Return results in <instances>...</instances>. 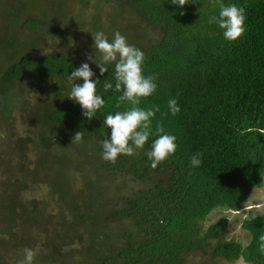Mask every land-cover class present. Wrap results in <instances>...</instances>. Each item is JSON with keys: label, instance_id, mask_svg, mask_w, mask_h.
<instances>
[{"label": "trees", "instance_id": "trees-1", "mask_svg": "<svg viewBox=\"0 0 264 264\" xmlns=\"http://www.w3.org/2000/svg\"><path fill=\"white\" fill-rule=\"evenodd\" d=\"M104 1L115 3L112 21L103 25L100 17H94L86 24L92 33L103 31L111 41L116 31H125L121 23L126 19L136 22L131 28L134 34L122 35L144 52L143 74L156 76V91L139 105L145 110L159 106L152 118L153 135L137 155H120L115 164L103 160L101 142L111 137L105 117L132 107L127 101L116 106L120 93L114 90L115 64L107 65L108 71L101 75L88 60L89 55L101 57L93 48L92 34L89 55L80 61L71 53L36 51L35 45L50 32L67 33L68 19L58 26L60 14L55 8H40L48 0H41L39 7L22 0L12 11L1 8L13 24L6 22L0 29L4 39L0 62H5L0 63V116L10 119L11 110L20 102L27 103L23 96L30 91L29 81L37 80L46 95L27 113L34 133L15 139L21 175H11V180L0 184V239L6 238L0 240V253L9 257L23 252L10 256L18 264L25 248L33 250L41 242L37 253L43 255H36L33 264H192L189 258L194 254L203 256L199 264L218 258L264 264V253L259 250L264 215L242 219L241 228L249 233L245 244L222 237L228 225L224 216L204 225L214 210H239L251 191L264 185V135L241 136L238 131L246 126L264 128V0H223L225 5L245 8L246 31L235 41L226 40L217 24L208 23L209 17L219 14L215 0H190L183 7L170 0ZM19 31H26L33 40L16 36ZM82 63H89L93 80H99L97 94L105 100L92 119L84 117L80 104L68 97V76ZM105 81L113 89L105 92ZM171 98L177 99L181 109L175 116L168 108ZM157 123L163 124L165 134L176 136L177 148L153 168L147 151L158 135ZM78 131L86 141L76 143L82 158L67 157V168L73 170L79 160L78 167L84 169L88 159L96 180H85L90 179L95 187L97 181L111 184L119 177L136 186L125 192L121 187L102 203V210L92 197L80 201L82 190H72L70 179L64 187L50 185L53 199L56 195L68 212L53 218L45 205L37 200L27 204L21 196L38 183L31 167L37 172L39 166L47 169L51 161L59 163L56 151L67 153L64 147L75 143ZM29 143L37 145L33 148L40 155L35 161L25 158ZM195 154H200L202 164L194 168L190 161ZM104 223L113 225L112 233L102 231ZM37 235L39 241H35Z\"/></svg>", "mask_w": 264, "mask_h": 264}, {"label": "rangeland", "instance_id": "rangeland-1", "mask_svg": "<svg viewBox=\"0 0 264 264\" xmlns=\"http://www.w3.org/2000/svg\"><path fill=\"white\" fill-rule=\"evenodd\" d=\"M19 1L22 0H0V29L6 26V22L10 25L13 24V21H9L10 16L7 17L6 12H3L1 8L7 6L6 11L7 10L12 11L14 7L19 5L18 4ZM30 1L32 3H35L36 7L40 6L41 0H30ZM114 4H115L114 2L106 3L104 0H48V2H46L44 5H41L40 8L45 9L46 6L55 8V13L60 14V17L58 18L60 21L57 20L58 26L59 25L62 26V23L65 22L66 19H68L67 23L64 24L67 33H62L61 30L59 33L55 31L50 32L49 34L46 35L43 41L38 42L39 45L38 44L35 45L34 49L42 53L48 51L71 53V55L77 57L78 61H80L82 58L89 55V50L91 49V45H92L91 42L88 41V37L91 36L92 34L91 31H93V28H91L90 24L88 26L86 23H90L91 18L94 17H100V23L103 25H106L109 22H111L112 21L111 15L113 14L112 11ZM134 23H136L134 22V20L126 19L124 23H121L122 25L121 30H125V31L124 32L121 31L120 33L125 34L127 36L134 34L133 32H131V30H133L131 28H133L132 26ZM24 32L26 31L23 32L19 31V35L16 34V36H21L22 39L27 38L28 42H31L33 38L29 34L27 35ZM147 34H149V32H147ZM2 39L3 37L0 38V43H2L1 42ZM131 40L132 39H130V41ZM0 47H2V45ZM26 49H30V47H27ZM0 63L5 64V62H0ZM26 82L27 79L25 83ZM29 83H30V88H29L30 91L29 93L23 96L24 99L27 100V103L23 104L20 102L16 109L11 110L10 119H8L7 117L5 118L0 116V160H5L4 163L0 162V184L11 180L12 179L11 175L13 177L21 175V171L17 165L18 162L17 153L13 147L15 143V139L19 136H25L31 134V132L34 133L32 127L29 125V120H27L28 119L27 113L29 110L33 108L34 104H37L39 102L38 101L39 97L41 99L44 98L46 95V88H43L42 89L43 91L41 92V90H39L40 85L37 80L29 81ZM81 142H86V141L82 139ZM76 143L77 141L73 143L75 147L72 144L70 147L65 146L64 149L67 151V153L65 154H63L64 151L63 153L62 151L60 152L56 151L55 161L56 162L59 161V163H55L51 161L50 164H47L48 167L47 169L44 168V166H39L37 172L34 171L35 167L32 165L33 167L31 168L34 172V178L35 181H38V183H35L34 187L30 188L28 191H26L25 195L21 196V199L24 200V202L26 201L27 204H30L29 202H33V200H37L46 206L44 209H46V211L50 213V215L53 216V218H58V216L64 213L65 215H68V212L64 211L60 207L56 195L53 199L51 195L52 192L50 185L64 187L67 185V182L70 179L73 187L72 190H78V189L82 190V192L78 194V197L80 196L79 198L80 201H86L92 197L96 202L95 206H100V204L106 201L108 202V200H110V198L113 197V194H116L121 191V187L123 188V192H125L129 188V186L130 187L136 186L134 184L130 185L126 182H121L124 181L126 177H119L116 178V180L114 181H110L111 184H109V182L107 181H102V182L97 181L98 186L95 187L93 183L90 184L89 181L90 179L85 180L90 177H93L90 172L91 169L88 159H87V163H84V169L78 167L77 164H80L79 160H76V162L74 163L73 170L67 168L66 165L67 163H65L68 160V159L66 160L67 157L82 158L81 154L77 149L78 147ZM33 147L37 148V145L35 143L33 145L29 143V145L27 146L28 153H27V157L25 158L29 159L30 161H35V159H37V156L40 155L39 152L35 151ZM91 152H94L95 155H98V151L96 148L95 149L92 148ZM61 155L63 157H61ZM50 159L54 160L55 158L51 157ZM75 167H77V169H75ZM92 180H96V179H94L93 177ZM257 200H264V185L262 186V188L253 189L251 191V195L249 196V199L245 203L248 205H252ZM99 209L104 210V205L102 204L99 207ZM241 209H243V206L236 211H230L229 209L226 208L216 209L207 217L206 221L204 222V225L206 226L209 223L216 221L219 217H223L227 212L231 214L233 218L232 221L230 222L229 219L226 216H224L228 219V225L225 232L222 234V237L225 239L239 240L242 244H245L249 240V233L241 228V220L243 218H247L254 215L255 210L253 209L252 212L246 213L241 211ZM112 228H114L113 225L109 227L107 224L104 223L102 227V231L104 230L107 231V233L108 232L112 233L113 232ZM122 229H124V224L122 225ZM37 237L39 238V235H37ZM5 239L6 238L0 240H5ZM39 240L40 238L35 239V241H39ZM40 243H38L33 247V251L38 256L43 255L37 253L38 250L42 249V247H40L42 243L41 245ZM74 246L77 247L76 245ZM64 251L67 252V249H65ZM11 254L14 257L16 256L18 257L20 255L22 256L23 252H20L17 255L16 253H10L9 257L8 256L5 257L4 254L0 253V258L4 256V258H2L3 260L2 264H17V262L14 261V257L10 258ZM202 259L203 256H200L198 254H194L193 256H191V258H189L192 264H199ZM74 263L71 262V264ZM210 264H244V262L241 259L234 262H228L224 259L218 258L215 261H211Z\"/></svg>", "mask_w": 264, "mask_h": 264}, {"label": "clouds", "instance_id": "clouds-1", "mask_svg": "<svg viewBox=\"0 0 264 264\" xmlns=\"http://www.w3.org/2000/svg\"><path fill=\"white\" fill-rule=\"evenodd\" d=\"M190 0H170V3L183 7ZM216 6L219 8L218 16L209 17L208 23L217 24L223 30V36L228 41H235L240 38L246 31L245 28V8L238 7L235 4L225 5L223 0H215ZM181 15L184 13L181 12ZM94 44L93 48L101 54L98 60L95 55L88 56V60L92 61L100 69V74L103 75L108 71L107 65L115 64V86L114 90L120 95L117 101V107L127 101L132 107L123 112L108 114L104 119V125L111 128L110 139L102 140V159L112 164H115L120 155H137L140 149H144L148 143L152 132V118L158 112L159 106H153L147 110L139 107L141 99L151 96L157 89L156 76H145L143 74V63L145 54L142 50L127 42L125 36L119 31L114 33L111 41L103 31L92 33ZM95 73L91 69L89 63H82L78 68H75L68 76V81L71 84V90L68 97L74 102L80 104L82 115L88 119L96 116L105 100L101 95L97 94L96 86L99 80H93ZM83 80V83H74L77 80ZM104 91L107 92L113 89L111 82L105 81L103 84ZM179 95V93H177ZM168 108L173 116L180 112L177 99L171 98L168 101ZM241 136L247 133H260L264 135V128L261 127H243L238 130ZM155 132L158 134L152 140L150 148L147 151V156L152 162L151 166L156 168L161 162L173 155L176 151V136L165 134V129L162 123H157ZM83 132H76L73 140L79 142L83 139ZM191 166L199 167L202 164L200 154H195L191 157ZM255 214L264 215V200H257L254 204H244L243 212H252ZM229 221H232L233 216L229 213L225 215ZM259 250L264 253V235L259 237ZM36 253L30 249H24V259L18 264H33Z\"/></svg>", "mask_w": 264, "mask_h": 264}, {"label": "flooded vegetation", "instance_id": "flooded-vegetation-1", "mask_svg": "<svg viewBox=\"0 0 264 264\" xmlns=\"http://www.w3.org/2000/svg\"><path fill=\"white\" fill-rule=\"evenodd\" d=\"M252 216H256V214L255 215H252ZM241 222H242V220H241ZM244 230V229H243ZM246 231V230H245Z\"/></svg>", "mask_w": 264, "mask_h": 264}]
</instances>
